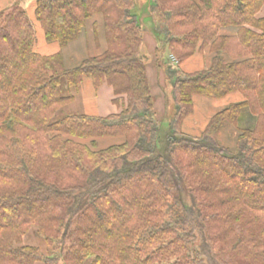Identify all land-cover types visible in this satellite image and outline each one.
Instances as JSON below:
<instances>
[{"label":"trees","instance_id":"obj_1","mask_svg":"<svg viewBox=\"0 0 264 264\" xmlns=\"http://www.w3.org/2000/svg\"><path fill=\"white\" fill-rule=\"evenodd\" d=\"M137 2L36 0L45 41L60 47L48 56L18 5L0 10V264H264V0L143 5L172 89L160 150ZM87 29L105 50L66 68L61 50ZM204 50L209 65L194 73L163 58ZM85 78L106 83L121 111L62 115L73 101L62 83ZM230 94L242 100L199 137L182 131L194 97ZM223 129L234 150L218 143ZM107 137L122 142L99 148ZM30 227L45 254L17 246Z\"/></svg>","mask_w":264,"mask_h":264},{"label":"crops","instance_id":"obj_2","mask_svg":"<svg viewBox=\"0 0 264 264\" xmlns=\"http://www.w3.org/2000/svg\"><path fill=\"white\" fill-rule=\"evenodd\" d=\"M35 3L36 0H0V10L9 9L14 5H18L26 13L27 19L34 30L35 52L42 56L52 55L58 52L60 50V47L56 43H47L45 41L40 24L35 19ZM258 17H264V7L260 10ZM96 19L100 23V19ZM87 30L88 31L82 34L76 41L72 42L66 48L61 50L64 56V63L66 68H75L86 58L99 56L105 50L106 47L102 37L100 36L99 41L96 43L91 37L90 30ZM151 36L146 33L143 37L142 51L144 50V55L150 54L158 48L157 42ZM36 46L39 48V50L36 49ZM47 50L50 51L47 52V54H42V52H40ZM209 56L210 54L208 53V50H204L201 54H196L187 61L183 62L181 65H178L177 69L184 73H194L206 69L209 65ZM161 58L162 56H160V59L159 57L157 58L159 63V65L157 66V74H162V69L164 67L162 65ZM163 58H165L164 60H166L167 63L170 62V59H168L169 57H165L163 55ZM62 86L63 88L61 89V95L63 97L72 95L73 101L62 108L60 111L61 113L107 117L109 115L118 114L121 111V106L113 102L115 98L113 95V91L106 83H103L97 90H95L91 81L85 78L82 85L78 89H66L63 83ZM104 90H108L110 92L111 97L109 98V103L111 104V110L99 114L98 99ZM195 98L203 97L193 98V114L182 124V131L188 136L192 137H199L201 135L213 113L227 107L231 103H236L242 100V97L239 94H230L222 99L203 98L202 100L207 101L199 102H203L206 105V109H208V112H203L201 108V114L197 116L195 111L197 101ZM227 135L232 139L233 137H236V133H234L232 129H223L217 137V141L220 145H225L224 139ZM115 140H117V142H115ZM121 142V138H101L98 140V147L103 149L111 145L120 144Z\"/></svg>","mask_w":264,"mask_h":264},{"label":"rangeland","instance_id":"obj_3","mask_svg":"<svg viewBox=\"0 0 264 264\" xmlns=\"http://www.w3.org/2000/svg\"><path fill=\"white\" fill-rule=\"evenodd\" d=\"M139 8L135 9V13L137 14L138 21L140 23V26L143 31V37L147 33L150 36L152 35L148 26V21L147 18H149L151 15V8L150 7H145L144 4L146 3L147 0H137ZM142 5V6H141ZM143 8V9H142ZM152 38L155 37L152 35ZM143 40V39H142ZM156 41V40H155ZM49 45V44H47ZM142 47H143V41H142ZM141 47V53H144V50L142 51ZM36 49L39 50V48L36 46ZM156 51V50H155ZM155 51L151 52L150 54L145 55L147 57L146 60V73L148 74V80L149 84L151 86V92L152 96L154 98V109H155V120L159 126V134L157 137V149L160 150L164 144V139H165V133L168 128V110L165 109L166 107L168 108V104H171L172 102V89L171 86L167 83L166 76H165V68L163 67L162 69V74H157V69H158V57L160 59V56H157ZM42 54H47V52L50 51H40ZM170 59L169 64L171 65V68H176L177 69V64L174 61L173 57H169ZM161 75V76H160ZM63 88V86H62ZM111 97L110 92L108 90H104L99 99H98V113L101 114L105 111L111 110V104L109 103V98ZM196 101V106H195V111L196 115L199 116L201 114L200 109L202 108L203 112L207 111L206 105L203 102L199 101H207V100H202L203 98H195ZM201 99V100H197ZM168 102V103H167ZM61 111V110H60ZM112 112V111H111ZM61 113V112H60ZM62 115H66L67 113H61ZM117 142V140H115ZM224 144L223 146H226V148H229L231 150L235 149V141L230 138L228 135L224 139ZM17 246H30V247H35L39 248L43 254L46 252V245L42 237H40L35 228L30 227L26 234L22 237L21 242L17 244ZM36 264H43L42 262H37Z\"/></svg>","mask_w":264,"mask_h":264}]
</instances>
